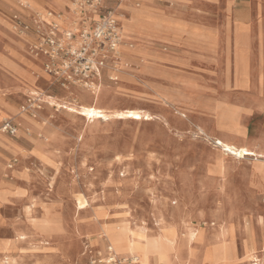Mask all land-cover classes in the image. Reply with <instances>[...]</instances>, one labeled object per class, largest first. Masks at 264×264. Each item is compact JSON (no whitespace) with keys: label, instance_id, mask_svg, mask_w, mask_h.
<instances>
[{"label":"rangeland","instance_id":"rangeland-1","mask_svg":"<svg viewBox=\"0 0 264 264\" xmlns=\"http://www.w3.org/2000/svg\"><path fill=\"white\" fill-rule=\"evenodd\" d=\"M35 1L34 8L32 0H0V264H131L107 263L108 249L100 254L105 226L149 238L173 227L185 238L191 230L200 255L218 227L231 229L238 263L247 264L244 224L264 222L251 197L264 209L260 164L241 159L222 176L220 152L198 123L203 119L215 135L223 128L246 148H264V0H129L144 18L134 26L131 7H121L129 16L124 44L134 52L126 53L117 81L104 75L103 106L142 110L153 120L96 126L45 100L91 105L66 92L64 85L83 84L67 80L62 57L53 61L43 52L53 30L71 47L42 17L66 19L64 27L77 20L74 42L122 0H95L86 12L78 8L83 0ZM32 90L45 98L36 101ZM247 179L245 189L239 182ZM79 197L89 202L86 210L78 209ZM257 235L261 248L264 230ZM212 263L234 264H205Z\"/></svg>","mask_w":264,"mask_h":264},{"label":"bare ground","instance_id":"bare-ground-1","mask_svg":"<svg viewBox=\"0 0 264 264\" xmlns=\"http://www.w3.org/2000/svg\"><path fill=\"white\" fill-rule=\"evenodd\" d=\"M127 2H129V0H122L120 3H117L118 5L114 8V12L112 13L121 24V42L118 48V59L115 63V67L105 65L104 70H100L97 77H95L94 84L89 86H79L81 88L80 90L71 88L73 85L63 86L66 87V92L77 96L81 102L91 103V105L69 106L67 103L60 102L56 99H45L50 105L56 107L57 109L69 110L73 113V115L83 120V123L90 126H96L98 123H107L112 120H130L135 123L153 120V117L149 113L142 110L133 109L126 111H112L103 106L105 100L107 99V91L103 82L104 77L108 74L110 80L117 81L118 72H120V67L123 66L125 57L127 54L134 52L132 51V48H134L133 44H124L123 24L125 21L129 20V16L121 9V7L124 5L131 7L128 12L130 14L132 13L134 16V21L132 23L134 26H137V24L144 18V12L142 10H138L128 5ZM32 5L35 8V0H32ZM72 5L73 10H75L74 7H76V5L73 3ZM53 18V15L49 14L48 20L51 21L50 23H47L46 19L43 17L42 20L46 25H50L52 23L57 24L60 32H65L66 36L70 35V32L76 34L79 31L78 23L76 22L77 20L69 22V24L72 23L71 26L66 25V27H64L63 22H65L66 19L63 20L57 16L56 21H53ZM95 19L97 20L98 17ZM72 45H80L79 39L73 42ZM244 53V51L241 53L242 56H244ZM249 66L252 67L251 64ZM261 78L264 83V61H261ZM32 97L39 102L45 98L43 92L37 90H32ZM174 107L181 117L185 119L189 118V114L187 112L178 110L176 106ZM202 121L203 119L199 120V130L212 142L214 147L220 152V157H222V162L219 164L220 174L222 176L226 175L225 170L230 166L232 169L240 168L239 161H241V159L256 158L257 163L260 164L257 168V174L264 182L263 147L259 150H255L253 147L246 148L238 142L236 137L228 135L226 130L221 127L218 128L225 133L222 135H215L212 129H207L208 126H206V124ZM239 184L246 189L249 188L250 183L247 179L243 182L240 181ZM251 197L258 203L259 211H264V209L261 208L260 201L257 199L256 195L251 194ZM76 202L79 210H86L89 206V202L85 199V197H79ZM26 209H28V207ZM257 229H261L262 231L264 230V222L261 217L257 219V223H255L254 220H246L244 224L243 248L247 255V264H264V246L261 248L258 247ZM179 230L180 228L173 227L167 229V231L157 238H149L142 232L135 233L122 227L105 226L101 229L99 234L102 243H98V246L101 249V255L106 249L109 250L108 258L106 260L107 263H111L112 261L118 262V260L127 262L128 259H133L131 264H158L159 262L164 264H205L206 262L215 261L239 264L237 258V248L231 229L225 230L222 227H218L214 235L208 240L206 239L202 241V239H198V241L203 242L201 243L205 249L201 255L199 250L201 248V244L196 247L193 246V244L197 242V236L195 233L190 230L187 232L185 238H182L179 235ZM213 245H220L221 251H214L215 249ZM260 254L263 255V259L259 258Z\"/></svg>","mask_w":264,"mask_h":264},{"label":"built area","instance_id":"built-area-1","mask_svg":"<svg viewBox=\"0 0 264 264\" xmlns=\"http://www.w3.org/2000/svg\"><path fill=\"white\" fill-rule=\"evenodd\" d=\"M84 1V2H83ZM78 3L82 12L97 7L95 0H83ZM112 13L96 21L92 31H84L79 38L80 45L73 46V35L67 37L71 49L66 50L57 40V33L53 30L44 40L43 52L51 59L62 57L60 70L72 83L83 85L94 84L98 72L105 68L109 61L116 62L118 59V48L121 42V30L118 21ZM75 42V41H74ZM77 81V82H76ZM5 130L15 133L10 123L5 124ZM115 261H112L113 263Z\"/></svg>","mask_w":264,"mask_h":264},{"label":"crops","instance_id":"crops-1","mask_svg":"<svg viewBox=\"0 0 264 264\" xmlns=\"http://www.w3.org/2000/svg\"><path fill=\"white\" fill-rule=\"evenodd\" d=\"M235 1H236V0H235ZM235 1H234V2H235ZM239 264H240V263H239Z\"/></svg>","mask_w":264,"mask_h":264}]
</instances>
